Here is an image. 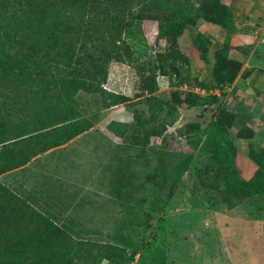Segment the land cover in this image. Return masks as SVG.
I'll list each match as a JSON object with an SVG mask.
<instances>
[{
	"label": "rangeland",
	"instance_id": "1",
	"mask_svg": "<svg viewBox=\"0 0 264 264\" xmlns=\"http://www.w3.org/2000/svg\"><path fill=\"white\" fill-rule=\"evenodd\" d=\"M201 1L192 0L196 7ZM222 1L232 5L238 0ZM235 13L229 50L232 69L240 73L245 65L264 72V0H241ZM220 29L219 24L198 18L177 45H149L146 53L138 54L133 75L112 66L117 60L111 61L114 80L125 73L128 87L135 85L132 99L149 95L141 86L143 76L150 74L160 88L153 96L169 102L159 108L154 97L133 100L132 126L123 139L92 131L70 144L67 153L0 172V180L76 240L113 242L136 252L131 264H264V193H253L229 207L217 190L202 183L209 174L218 178L231 157L222 148L212 106L194 111L187 101L190 93L205 97L225 92L215 76V51L225 45ZM200 32L212 40L207 59L188 55ZM160 52L168 59L160 60ZM163 64L168 65L167 74ZM77 98L84 112L86 103L102 105L101 95L85 90ZM31 100L27 90L0 86V107L14 124L26 116L24 107H30ZM234 121L225 134L237 149L235 158L239 152L255 158L264 150V118L255 133L244 138L239 136L243 127ZM141 124L157 127L156 133L142 137ZM137 138L144 142L137 143ZM220 184L224 187L225 180Z\"/></svg>",
	"mask_w": 264,
	"mask_h": 264
},
{
	"label": "trees",
	"instance_id": "2",
	"mask_svg": "<svg viewBox=\"0 0 264 264\" xmlns=\"http://www.w3.org/2000/svg\"><path fill=\"white\" fill-rule=\"evenodd\" d=\"M233 15L222 0H202L198 7L192 0H0V86L33 95L30 107H24L26 116L18 123L9 120L0 107V172L25 165L40 152L93 126L77 98L80 90L101 95L104 106L125 103L129 107L131 96L105 86L111 61L133 64L149 45L175 46L187 26L201 17L219 24L225 36V45L215 51V76L223 90L239 73L229 59ZM211 46V38L200 32L188 55L207 59ZM158 55L160 60L168 59L167 53ZM183 61L187 62V56ZM161 67L167 74L168 65ZM143 81L142 90L154 97L159 108L169 103L153 96L160 89L156 76L148 74ZM176 96L182 97L181 92ZM225 96V92L205 97L190 93L187 101L193 107L212 106L222 132V148L231 157L218 178L209 174L202 177V183L234 207L253 193H264V150L252 159L241 152L235 158L237 149L225 132L236 113L221 104ZM131 124L113 120L105 131L120 140ZM141 126L146 139L157 131V127ZM248 133L253 130L244 126L239 136ZM220 179L225 180L224 187ZM136 255L117 243L76 240L0 180V264H131Z\"/></svg>",
	"mask_w": 264,
	"mask_h": 264
},
{
	"label": "crops",
	"instance_id": "3",
	"mask_svg": "<svg viewBox=\"0 0 264 264\" xmlns=\"http://www.w3.org/2000/svg\"><path fill=\"white\" fill-rule=\"evenodd\" d=\"M240 1L241 0L232 2V5L228 3L234 12V15H233L234 25H236L235 9L237 8V4H239ZM257 11H259V9ZM262 55L264 56V54ZM262 58L264 62V57ZM112 66L118 67L120 69H124L126 73L133 75L132 70L134 68L132 64H128L122 61H117V62H113ZM261 71H260V68L255 69L253 68V66L247 67L244 65L243 70L241 69L236 79L232 83H229L228 85H226V87L223 89L225 93H227L225 96V103L236 113V118H235L234 123L238 125L239 127L249 126L253 130V133H255V131L258 129L257 125L261 123L259 121L264 118V105H263L264 104L263 103V99H264V77L263 75H264V72H261ZM126 79H127V75L124 73L122 75L121 80H117L118 82L115 81L114 77L111 75V71L109 68V77H108V81L106 82L105 86L106 88L114 92L122 93V94L133 97V92H134L133 87L135 85L132 88H129L127 85ZM179 87L184 88L183 85H180ZM89 94L97 95L96 93H89ZM143 97L138 96L137 98L132 99V100L134 101L139 100ZM260 99L262 100V102L260 101ZM85 108H86L85 114L87 116L91 115L89 116V118L94 123L90 129L78 135H75L74 137H72V139H70L69 141L63 144L54 146L46 151L40 152L39 154L34 156L28 163L20 166L19 168L25 167L28 165L37 164L39 163V160L41 157L44 158L42 160L43 161L42 163H44L49 158L52 159L56 157L57 155L61 156L67 153L69 151L68 148L70 144L75 142L82 135L86 133H90L92 131H97L100 135L102 132V135L106 134L108 135V138H112L105 131V128L113 120L126 122V123L132 122V118H133L132 110L125 103H121V104L113 105V106H104L103 104L101 106H94L92 104L86 103ZM257 116H259L258 119H257ZM49 163L50 162H48V164Z\"/></svg>",
	"mask_w": 264,
	"mask_h": 264
},
{
	"label": "water",
	"instance_id": "4",
	"mask_svg": "<svg viewBox=\"0 0 264 264\" xmlns=\"http://www.w3.org/2000/svg\"><path fill=\"white\" fill-rule=\"evenodd\" d=\"M208 107L207 105H204V106H197L195 107V110L194 111H200V110H203L204 108Z\"/></svg>",
	"mask_w": 264,
	"mask_h": 264
}]
</instances>
